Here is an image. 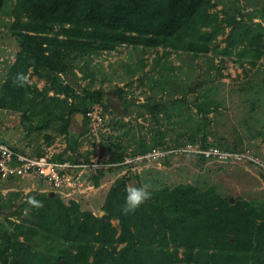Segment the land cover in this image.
Wrapping results in <instances>:
<instances>
[{
	"label": "trees",
	"instance_id": "1",
	"mask_svg": "<svg viewBox=\"0 0 264 264\" xmlns=\"http://www.w3.org/2000/svg\"><path fill=\"white\" fill-rule=\"evenodd\" d=\"M215 5L214 0H0V11L9 18L1 21L4 32L17 44L0 83V108L18 112L29 121L28 128L48 129L43 133L45 142L62 135L65 146L53 155L59 159L64 150L76 148L78 132L71 129L76 114H82L83 125L85 111L95 103L105 107L110 96L122 113L132 104L120 86L106 92L78 85L74 69L88 80L101 72L98 66L89 68L91 54L122 44L160 46L163 54L172 49L192 57L208 51L257 57L264 47V4L243 12L236 4L230 9L223 5L217 9L219 17L211 9ZM219 34L221 47L214 42ZM237 44L241 46L234 50ZM134 70L131 67L130 74ZM17 73L34 74L45 84L18 87L13 83ZM108 78L103 72L99 81ZM188 91H193L192 85L181 95ZM191 102L202 118L217 104L205 95ZM138 106L158 123L152 106ZM33 120L37 124L32 125ZM153 130L150 141L137 135L130 152L126 150L130 142L116 141L108 160L117 162L155 145L178 146L194 140L203 147L213 144L203 124L200 131L194 128L187 133L195 138L174 137L173 142L164 138L160 127ZM126 133L124 128L117 135ZM217 144L225 150L244 148ZM173 155L184 154L168 153L162 161ZM192 155L201 171L182 181L153 165L124 175L119 173L122 165L114 164L89 174L94 185L109 179L108 186L94 195L64 198L55 192L50 195L51 190L30 191L26 197L15 191L0 194V207L9 208L0 218V264H264V187L260 186L264 168L250 160L239 162L252 167L256 176L239 163ZM205 161L210 164L205 166ZM129 184L148 185L151 198L134 214L124 215L121 207ZM32 198L41 206L30 203Z\"/></svg>",
	"mask_w": 264,
	"mask_h": 264
},
{
	"label": "rangeland",
	"instance_id": "2",
	"mask_svg": "<svg viewBox=\"0 0 264 264\" xmlns=\"http://www.w3.org/2000/svg\"><path fill=\"white\" fill-rule=\"evenodd\" d=\"M214 1L216 5L211 9L217 11L218 17L221 13L217 9L220 6L224 8L223 5L230 9L233 4H236L243 12L253 11L264 4V0ZM8 19V15L0 11V83L17 49L15 39L9 33L4 32L5 26L1 23ZM253 20L257 21L259 18L255 17ZM227 28L226 26L225 31ZM222 36L219 34L215 38L214 42L217 47L223 44ZM240 46V44L234 45L233 49L236 50ZM163 52L164 49L160 46L153 49L121 44L109 51L103 50L89 56V68L93 70L98 66L102 72L99 75L95 73L96 76L92 80L80 78L79 70L74 69L75 81L79 86L100 87L106 92L115 86H120L125 100L132 101V104L127 112L122 113L117 109L114 96L106 100L108 104L105 107L95 103L98 104L103 114L100 128L93 133L88 131L85 120L83 125L72 121L71 129L78 132L75 139L76 148L74 150L65 148V153L63 152L61 156H66L68 159L73 158V160L77 157L85 159L94 155L95 151L109 156L110 152L115 150L116 141L122 143L126 140L130 142L126 149L130 152L137 135H144L146 141H150L156 126L165 132L164 138L168 142H173L174 137L191 139L196 135L190 136L187 133L193 132L194 128L200 131L203 124L208 131L207 139L213 145L218 146V141L221 144L233 143L234 146L244 147L243 149H248L254 156L264 160V47L255 58L238 57L233 52L224 54L219 51H208L206 54H199L195 57L179 50L169 49L168 54H163ZM156 55L159 58L154 63L152 58ZM141 62H144L142 67ZM133 66L135 70L130 74L129 69ZM214 66L219 67V72ZM103 72L107 73L109 78L99 81ZM149 74L152 75V79ZM28 77L30 83H34L39 88L45 84L42 78L34 74ZM189 85H192L193 91L181 95L183 89ZM203 90H205L204 93ZM204 95L207 96L208 101L211 100L217 104L210 112H207L205 118H202L191 100L201 99ZM140 103L153 107L159 124L154 122L147 110L138 106ZM177 107L181 109V114L177 113ZM31 124L35 125L37 121L33 120ZM28 125L29 121L22 119L18 112L0 108V139L15 148L30 153H35L38 149L43 151L51 143L56 150L64 148L65 141L62 135L55 134L51 141L45 142L43 133L48 129L28 128ZM124 128L128 133L118 136L117 134ZM183 130L186 133L181 132ZM194 142L198 143L197 140ZM204 164L207 166L210 163L205 161ZM240 165L249 173L257 176L252 167L244 163ZM154 167L161 168L164 174L169 173L178 181L189 177L195 171H201V168L196 165L195 155L192 154L173 155L166 162L160 160L159 166ZM217 170L220 171V169ZM31 180L34 182L33 187L30 181L25 180L0 181V194L6 195L8 191H15L20 196L26 197L30 191H41L47 188L42 178L34 177ZM88 182L91 183L89 179ZM131 182L133 183L132 179ZM108 184L109 179L98 185L92 184V189L79 194L94 195L100 187H107ZM260 186L264 187V182H260ZM96 210L97 208L94 212ZM10 218L14 219V216ZM111 222L115 223L116 220L112 219Z\"/></svg>",
	"mask_w": 264,
	"mask_h": 264
},
{
	"label": "built area",
	"instance_id": "3",
	"mask_svg": "<svg viewBox=\"0 0 264 264\" xmlns=\"http://www.w3.org/2000/svg\"><path fill=\"white\" fill-rule=\"evenodd\" d=\"M84 117L88 131L96 133L103 120L98 104H93L86 110ZM61 150L54 149L51 143L40 153H30L0 140V181L25 180L30 181L33 187L34 182L31 179L39 177L47 185L45 190H51L64 197H74L76 193H86L93 188L88 182V176L96 169L120 164L122 165L120 174L139 173L144 167L159 166L160 160L168 153L201 154L217 161L230 163L250 160L264 168V160L254 156L248 149L225 150L213 144L203 147L194 141H185L178 146H151L145 151L126 154L117 162L109 161L108 155L99 154L97 151L85 159L77 157L73 161L66 156L54 158L53 155Z\"/></svg>",
	"mask_w": 264,
	"mask_h": 264
},
{
	"label": "clouds",
	"instance_id": "4",
	"mask_svg": "<svg viewBox=\"0 0 264 264\" xmlns=\"http://www.w3.org/2000/svg\"><path fill=\"white\" fill-rule=\"evenodd\" d=\"M13 83L18 87H24L30 83L29 77L24 73H17ZM151 198V192L148 185L136 186L129 184L126 188V196L124 203L121 207V212L124 215L134 214L135 211ZM35 206H41V202L36 201L34 198L30 200Z\"/></svg>",
	"mask_w": 264,
	"mask_h": 264
},
{
	"label": "water",
	"instance_id": "5",
	"mask_svg": "<svg viewBox=\"0 0 264 264\" xmlns=\"http://www.w3.org/2000/svg\"><path fill=\"white\" fill-rule=\"evenodd\" d=\"M81 118H82L81 113L76 114V120L78 123H80ZM53 194H54V192L50 191V195H53ZM232 200H233L232 197H229V201H232ZM8 211H9V208H1L0 207V213H7ZM101 213H102V210L99 211V214H101Z\"/></svg>",
	"mask_w": 264,
	"mask_h": 264
},
{
	"label": "crops",
	"instance_id": "6",
	"mask_svg": "<svg viewBox=\"0 0 264 264\" xmlns=\"http://www.w3.org/2000/svg\"><path fill=\"white\" fill-rule=\"evenodd\" d=\"M170 158V157H169ZM162 160V159H161Z\"/></svg>",
	"mask_w": 264,
	"mask_h": 264
}]
</instances>
